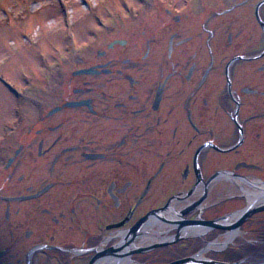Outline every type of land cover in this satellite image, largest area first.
<instances>
[{
	"label": "flooded vegetation",
	"instance_id": "obj_1",
	"mask_svg": "<svg viewBox=\"0 0 264 264\" xmlns=\"http://www.w3.org/2000/svg\"><path fill=\"white\" fill-rule=\"evenodd\" d=\"M142 7L15 95L0 264H264V0Z\"/></svg>",
	"mask_w": 264,
	"mask_h": 264
},
{
	"label": "rangeland",
	"instance_id": "obj_2",
	"mask_svg": "<svg viewBox=\"0 0 264 264\" xmlns=\"http://www.w3.org/2000/svg\"><path fill=\"white\" fill-rule=\"evenodd\" d=\"M154 1L0 0V133L14 124L15 95L26 93L32 77L63 63L70 50L89 46L103 34L108 14L141 11Z\"/></svg>",
	"mask_w": 264,
	"mask_h": 264
},
{
	"label": "water",
	"instance_id": "obj_3",
	"mask_svg": "<svg viewBox=\"0 0 264 264\" xmlns=\"http://www.w3.org/2000/svg\"><path fill=\"white\" fill-rule=\"evenodd\" d=\"M257 210H261V208L260 209H256V210L248 209V210L243 211L240 220L241 221H244L248 216H250L253 212H255ZM239 223L235 224V226L238 225ZM119 256H120V258H122L124 256V254L123 253H120ZM186 261H188V260L174 261V262H171L169 264H181V263H184ZM209 264H229V263H219V262H215V261H210Z\"/></svg>",
	"mask_w": 264,
	"mask_h": 264
}]
</instances>
